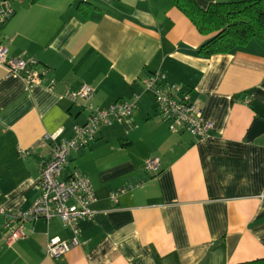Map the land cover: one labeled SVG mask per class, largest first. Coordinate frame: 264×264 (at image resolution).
<instances>
[{
  "label": "crops",
  "instance_id": "obj_1",
  "mask_svg": "<svg viewBox=\"0 0 264 264\" xmlns=\"http://www.w3.org/2000/svg\"><path fill=\"white\" fill-rule=\"evenodd\" d=\"M13 15L0 25L10 58L34 60L54 79L50 91L28 87L0 65V207L27 211L39 197L40 163L86 113L62 95L81 85L93 105L140 99L130 117L100 129L72 152L61 178L86 174L95 192L90 219L79 222L80 245L52 260L49 238L69 241L57 218L7 245L0 216V264H244L264 259V42L232 54L202 57L212 35H200L170 0H0ZM243 0H194L212 3ZM160 71L212 123L195 141L161 122L148 77ZM177 94L175 97H179ZM32 148L27 157L20 151ZM158 158L159 172L143 171ZM130 190L118 197L119 188ZM29 229V225L26 226Z\"/></svg>",
  "mask_w": 264,
  "mask_h": 264
},
{
  "label": "built area",
  "instance_id": "obj_2",
  "mask_svg": "<svg viewBox=\"0 0 264 264\" xmlns=\"http://www.w3.org/2000/svg\"><path fill=\"white\" fill-rule=\"evenodd\" d=\"M13 15V10L4 1L0 9V25ZM0 65L4 66L9 75L22 79L28 87L44 86L52 90L55 81L47 77V71L38 68L34 60L10 58L7 48L0 44ZM144 91L153 94L158 117L168 129L174 133L186 132L195 141L205 142L210 138L212 123L203 119V110L189 93L182 92L179 86L168 84L165 75L152 73L144 82ZM179 94V97L175 95ZM94 90L88 85H81L75 92L66 91L62 97L72 105L86 113L85 121L73 127L71 138L55 142L54 136H45L36 143V147L49 145V156L40 163L39 197L24 212H7L0 207L3 217L4 240L7 245L33 233L32 225L37 220L48 223L57 218L63 228L71 231L69 241L59 237H51L46 244V255L52 260L65 256L73 247L79 246V232L76 225L92 217L91 206L95 203V192L86 174L74 170L63 179L62 171L69 163L72 152L88 147L97 137L100 129L110 126L121 118L130 117L140 99L139 94L133 95L128 101H115L106 108L99 109L93 105ZM32 148L20 151L21 157H27ZM160 160L154 158L145 161L142 169L145 173L156 175L159 172ZM130 186L122 187L110 194V200L117 204L118 197L130 190ZM29 225V229H27Z\"/></svg>",
  "mask_w": 264,
  "mask_h": 264
},
{
  "label": "trees",
  "instance_id": "obj_3",
  "mask_svg": "<svg viewBox=\"0 0 264 264\" xmlns=\"http://www.w3.org/2000/svg\"><path fill=\"white\" fill-rule=\"evenodd\" d=\"M170 1L200 35H212L197 51L202 57L232 54L254 40L264 42V0L212 3L206 9L194 0ZM244 264H264V259Z\"/></svg>",
  "mask_w": 264,
  "mask_h": 264
}]
</instances>
